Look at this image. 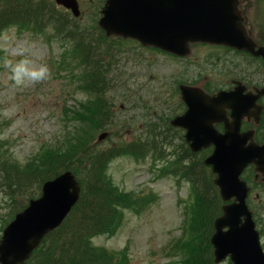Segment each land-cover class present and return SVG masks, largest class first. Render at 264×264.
<instances>
[{"label": "rangeland", "instance_id": "obj_1", "mask_svg": "<svg viewBox=\"0 0 264 264\" xmlns=\"http://www.w3.org/2000/svg\"><path fill=\"white\" fill-rule=\"evenodd\" d=\"M77 1L81 17H72L70 22L75 29L80 30L79 36L95 42L98 38L92 27L94 20L96 22L100 18V12L97 18L94 17L104 0ZM239 2L242 19L246 20V26L244 21L242 24L254 39L257 37L256 31L250 26L254 22L255 6L248 0H245L244 6L243 0ZM245 6H250L246 12L243 10ZM50 31L46 29L40 34H32L12 24L0 36L3 56L7 54L10 58H19L14 57L13 52L23 47L35 63L46 64L51 72V77L41 83L17 88L8 80L7 70L0 67V142L5 144L1 148L5 156L2 155V159L16 163L15 167L20 171L18 184L10 186V190L0 180V239L4 227L16 215L7 222L16 207L14 201L23 205L30 195L38 197V182L44 179L48 169L43 162L46 161V154L60 156L68 152L70 149L65 151L67 146L62 148L66 143L63 140L70 138L74 143L76 131L84 136L88 130V138L92 142L90 145L109 157L104 173L112 187L134 202L150 199L138 209H119L118 222L108 233L91 238V246L115 253L123 264H183L191 254L203 255L199 258H204V261L210 258L211 262H207L213 264L210 246L206 255L200 249L188 252L185 209L191 204L192 194L189 184L182 180H179L182 184L176 183L177 171L183 172L182 166L192 163L197 167L200 178L209 182L211 174L208 171L206 177V171L199 166L201 156L189 155V150L180 144L176 128L169 126L177 109L175 84L190 81L191 84H200L209 79L212 85L227 88L228 83L242 78L254 83L262 80L264 83V68L258 67L249 57L234 53H218V57L202 61L197 57L206 53L208 46L203 45L190 47L188 59L179 61L143 48L135 42L124 43L118 38L106 37L109 42L104 46L112 44L113 59H107L109 63L104 65L108 73L107 80H110L104 98L108 103H113L114 114L109 121L112 124L109 128L93 133V126L87 129L83 121H70V111L78 103H83L87 96L81 88L78 90L65 67L64 41H70L69 36H65V39L64 34H59L63 40L58 42L51 37ZM97 31H100L99 28ZM102 47L96 51V55L105 51ZM4 48H7V53ZM102 134L106 137L98 141L97 138ZM150 134L155 135L156 142L160 144L156 146L160 151L159 160L153 159L150 154L141 159L129 153L126 148L128 145L137 141L147 145ZM149 149L152 148L147 146L146 150ZM174 149L183 157L176 165L177 171L170 166L174 160ZM72 159L68 161L70 168L83 169L79 164L82 162L81 156ZM64 161V156L58 158L51 167H57ZM29 167L34 170L29 171ZM252 173V170L245 172L242 180L250 188L247 206L254 213L253 220L264 252V181L263 185H258L259 181H254ZM196 185L198 189L202 188L200 182ZM224 263H228V259Z\"/></svg>", "mask_w": 264, "mask_h": 264}, {"label": "water", "instance_id": "obj_2", "mask_svg": "<svg viewBox=\"0 0 264 264\" xmlns=\"http://www.w3.org/2000/svg\"><path fill=\"white\" fill-rule=\"evenodd\" d=\"M58 6L79 16L76 0H55ZM237 0H106L101 10L98 27L107 37L117 36L138 41L142 46L186 56L188 45L209 43L264 59V49L255 51L242 24ZM187 111L170 122L172 127L186 131L185 139L192 152L214 144L213 153L203 164L211 168L214 186L224 204L222 214L214 222V263L229 256L230 264H264L251 212L245 199L249 191L239 179L243 170L252 165L264 175V146L247 144L252 132L239 134L240 122L253 118L257 124L259 107H254L264 90L257 95L242 96L244 88L236 87L229 93L208 97L200 90L180 88ZM252 108V109H251ZM253 112L249 113V111ZM230 111L231 123L225 118ZM224 123V134L217 135L213 126ZM106 137H98L101 141ZM80 186L70 172L47 181L41 196L28 203L3 231L0 240V264H24L41 240L58 228L79 199Z\"/></svg>", "mask_w": 264, "mask_h": 264}, {"label": "trees", "instance_id": "obj_3", "mask_svg": "<svg viewBox=\"0 0 264 264\" xmlns=\"http://www.w3.org/2000/svg\"><path fill=\"white\" fill-rule=\"evenodd\" d=\"M98 14L99 9L96 10L94 18H97ZM71 20L70 13L58 8L50 0H0V36L4 29L12 24L26 27L34 34H39L49 28L53 31L51 37L58 42L63 40L62 37L59 38V34H64V37L69 36L70 41H64L66 45L64 48L68 50H66L64 59H67L65 67L77 84L78 90L81 88L88 97L86 101L78 103L70 111V121H83L87 129L90 126L94 127V133L112 125L109 124L111 123L109 121L114 114L112 112L113 103H108L104 98V93L110 83V80H107L108 73L104 65L109 63L106 61L107 59H113L110 48L112 44L104 46L108 44L109 40L106 39L102 31H97L95 20L92 30L97 33L96 38L98 40L92 41L93 44L85 37L79 36L80 30L72 26ZM68 26L71 27L68 28ZM100 46H103L105 51L96 55ZM57 66L59 69V64ZM92 108H94L93 111H91ZM95 108L101 110L98 111ZM105 117L106 119H104ZM75 133L77 134L74 137V143L71 142L70 138L63 140L66 143L62 148L67 146L65 151L70 149L68 152H64L60 156L51 153L46 154L44 157L46 161L43 160V162L48 169L43 176L44 179L38 182L37 187L39 196V191L44 182L69 170L80 183L79 201L64 223L45 237L39 248L25 264H123L121 258L115 253L92 247L90 240L97 235L108 233L112 229V226L118 222L119 209L130 207H137L138 209L150 200L146 198L148 200L134 202L119 194L104 173L109 157L90 145L88 130L84 132L85 137L78 131ZM149 137L150 140L147 145L140 141L128 145L126 148H128L129 153L131 152L136 157L140 156V158L146 154L160 157L158 155L160 151L156 148L159 144L156 142V136L150 134ZM164 144L167 145L165 142ZM4 146L5 144L0 142V180L4 181L7 190H10V186L14 187L15 184H18L20 171L15 167L17 166L16 163L10 162L6 158L2 159L1 148ZM75 146L78 147L74 148ZM147 146L152 149L146 150ZM163 154L164 152H162ZM63 156L64 162L57 167H51L55 160ZM80 156L82 162L79 164L83 169L70 168L68 161ZM175 162H179V160L176 158L173 163ZM199 163V166L206 171L207 177L209 174L207 168L203 166L201 161ZM172 167L175 168L176 166L173 165ZM28 169H30L29 171L34 170L31 167ZM182 170L183 172H178L182 177L191 181L194 190L192 205L187 213L188 252L192 253L194 249L195 251L200 249L206 255L209 249V239L213 233V222L220 215V199L212 183V176L209 182L200 178L197 167L192 163L184 165ZM197 182H200L202 188L198 189ZM34 198H36L34 194L30 195L26 198L25 203ZM14 203L16 207L13 208V213L8 217V221L25 207V203L21 205L16 203V200ZM199 257H203V255L194 256L191 254L186 260V264H208L207 261L211 262L210 258H206L204 261V258Z\"/></svg>", "mask_w": 264, "mask_h": 264}, {"label": "flooded vegetation", "instance_id": "obj_4", "mask_svg": "<svg viewBox=\"0 0 264 264\" xmlns=\"http://www.w3.org/2000/svg\"><path fill=\"white\" fill-rule=\"evenodd\" d=\"M248 1H250V0H248ZM238 2H239V0H238ZM239 5H240V2H239ZM239 5H238V8H239ZM244 5H245V0H243V6ZM250 6H245L243 8L244 12H246V9L250 8ZM256 9L258 11L259 16L261 14H264V0H259V4L257 3ZM239 10H240V8H239ZM245 21H244V24H245ZM247 23H250V22L248 21ZM245 26H246V24H245ZM250 27L252 28V26H250ZM256 36H257L256 37V43H257L258 47H261V46L264 47V34H262V35L257 34ZM211 51H212V49L208 48L206 53L203 56H200L197 58L201 59L202 61H208L209 59H213V58L218 57L219 56L218 53H221V54H224V53H232L233 54L234 53L237 55L241 54L242 56H246V57H249L250 59H252L254 63L259 65L258 67L264 68V60L261 57H253V56H250L248 54L238 53L235 51H220V52H211ZM186 58H178L177 60L185 61L184 59H186ZM236 82L241 83L240 87L244 88V90L242 92V96H246L249 94L257 95V92L264 90V83L262 82V80H259V81H257V83H254L251 80H247L245 78L239 79V81L235 80L231 83H228L227 86H229V87H227V88L226 87H220L218 85L214 86L209 81V79L203 80L200 84H198L197 82L196 83L193 82V84H191V81L186 82V83H182V84L177 85L176 90L174 92L175 100H177V102L175 103L177 106L176 111H174L175 116L176 117L182 116L187 109V106L183 102V99H182V94H181V90H180L181 86H187V87L198 89L203 94H205L206 96L212 97L221 91L229 92V91L233 90ZM253 106L255 108L256 107L260 108V113L258 116V122L256 124L252 117H250L249 119H246V118L243 119L241 121L239 134L244 138L245 134L252 132L251 136L249 137V140L254 142V143H257L258 145H262V144H264V95L260 96L255 102H253ZM251 109L249 111L250 115L253 112V110H251ZM225 112H226L225 118L228 120L229 123H231L233 119L230 117V111H225ZM224 127H225L224 123H217L213 126L217 135H223L224 134ZM176 131L180 137V144H182V146H184L185 148L189 149L190 144L185 139L186 131L182 128H176ZM212 151H213V146H212V144H209L204 150L199 152V155L202 156L203 159H205L206 157H208L212 154ZM206 168L210 172V174L212 175L211 169L209 167H206ZM249 170L253 171V168L248 169V171ZM253 176H254V181H259L258 185L261 186V184L263 183L261 181V179L259 177H256V175H253Z\"/></svg>", "mask_w": 264, "mask_h": 264}, {"label": "clouds", "instance_id": "obj_5", "mask_svg": "<svg viewBox=\"0 0 264 264\" xmlns=\"http://www.w3.org/2000/svg\"><path fill=\"white\" fill-rule=\"evenodd\" d=\"M7 53V48L3 49ZM26 48L20 47L13 52L14 57L7 54L0 57V67L8 72V80L17 88L41 83L51 77L50 69L46 64H37L27 54Z\"/></svg>", "mask_w": 264, "mask_h": 264}]
</instances>
